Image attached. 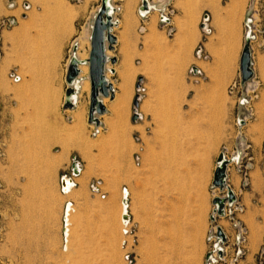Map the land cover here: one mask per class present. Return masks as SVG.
Masks as SVG:
<instances>
[{"label":"rangeland","instance_id":"1","mask_svg":"<svg viewBox=\"0 0 264 264\" xmlns=\"http://www.w3.org/2000/svg\"><path fill=\"white\" fill-rule=\"evenodd\" d=\"M149 1L142 13L143 0H113L115 91L97 124L91 91L72 107L65 94L102 0H0V264H264V0ZM74 155L83 171L66 195ZM220 157L232 202L214 184Z\"/></svg>","mask_w":264,"mask_h":264},{"label":"water","instance_id":"2","mask_svg":"<svg viewBox=\"0 0 264 264\" xmlns=\"http://www.w3.org/2000/svg\"><path fill=\"white\" fill-rule=\"evenodd\" d=\"M144 7L148 5L147 1L143 3ZM106 10L101 8L99 10L98 17L94 23L93 32L91 36V50L89 55V76L92 81V89H91V108H90V121H94L96 123L99 122V119H94V112L97 110L98 113L104 112V104L102 102L97 103V95L99 92H102L104 95H111V90H113V86L107 81L105 78V65L108 60L106 55V38L105 33L110 28L111 23L106 22L104 23L102 16L105 14ZM107 41L109 45L113 46V43L116 41V36L111 34V32L107 33ZM194 70L197 71V67H194ZM241 72H242V80L246 81L249 80L253 74L254 70L252 69V55L250 52L249 45L246 44L245 48L242 52L241 56ZM80 73L77 64L72 63L71 67L67 74V80L73 81ZM112 92V93H113ZM135 104L138 105V99L135 100ZM68 106H70L68 104ZM71 105L70 107H72ZM138 115H135V119ZM225 172L221 168H217L216 170V178L214 180V184L219 186L223 185L224 183V175ZM218 199L214 200V203H217ZM222 210V208H221ZM218 235L223 237V230L221 228L218 229Z\"/></svg>","mask_w":264,"mask_h":264},{"label":"bare ground","instance_id":"3","mask_svg":"<svg viewBox=\"0 0 264 264\" xmlns=\"http://www.w3.org/2000/svg\"><path fill=\"white\" fill-rule=\"evenodd\" d=\"M130 1H132V0H130ZM144 1H147L148 2V5L146 7H144V5L142 6V8H141L142 13H150L153 9L156 8L155 5H153L151 3V1H149V0H144ZM101 8H104L106 10L105 14L103 15V21H104V23H106V22L111 23L110 28L105 33V38H106V41H105V44H106V55H107L108 60H107L106 65H105V73H104L105 78L107 79V81H108V83L110 85V84H112V82L109 79L108 71L109 70L110 71H113V70L110 69V66L108 65V63L110 62V60H111L112 57H111V54L109 52L110 51V49H109V47H110L109 46V43H107L108 42L107 41V33L108 32H111V34H114V28L117 25V20L115 19V13H116L117 8L115 7V5L113 3V0H102L100 9ZM156 10H159V9H156ZM247 41L248 42L250 41V36L247 37ZM87 43L90 46V40H88ZM81 47H82V45L80 46V50H81ZM77 50H78V48H75V54L72 57L71 62H70V66H69V69H70L71 64L72 63H75V64H77L78 69L80 70L79 75L73 81H71V82L68 81V84L69 85H72V87H70L67 90V92H66V101L65 102H67L70 106L71 105H78L79 95L81 97L82 94H83V92L85 90L91 91V86H92V81H91V78L89 76V62H88L89 55H90L89 54V50H88V53H86L87 54L86 56H82L80 54V51H79L78 52V55L80 56V58L76 54V51ZM80 75H81V77H80ZM83 80H84V82H82ZM114 91H115V89H114ZM112 92L113 91L111 90V93ZM109 97H110V95H104V98L103 99H101L100 97H98L97 98V103L98 102L99 103L102 102L103 104H105V102H106L105 100L108 99ZM95 112H97V110H95ZM78 115H77V117L79 118L80 116H78ZM94 119H98V116L95 115L94 116ZM93 123H95V120L93 121ZM219 161L220 162L218 164V168H221L225 172L224 183H223V185H219V187L222 188L224 186H227V188L229 190V194H228L229 201L232 202L233 201L232 197H233L234 192H233V190L227 184V167H228V161L229 160H227L225 157H223V158L220 157L219 158ZM223 203H224V201L222 199H219V201L217 203H215V204L218 205V212L220 214H222L221 211L223 209L221 210V208H223ZM123 204H124V206L128 207V199L127 198L124 199ZM70 208H71V205L70 204H67L66 205L65 212H64V214L67 216V221H68V225L66 226V228L63 227L64 228V235H66V236H70L69 235V227H70L69 225L71 224V222H70V217L68 216V213L71 214V212H69ZM66 212H68V213H66ZM128 214L129 213H128L127 210L124 211V213H123V218H124L123 223H125V221L128 220V218H129V215ZM219 238H224V232H223V237L222 236H219ZM68 245H69L68 243L65 245L66 246L65 247L66 250L68 248Z\"/></svg>","mask_w":264,"mask_h":264},{"label":"built area","instance_id":"4","mask_svg":"<svg viewBox=\"0 0 264 264\" xmlns=\"http://www.w3.org/2000/svg\"><path fill=\"white\" fill-rule=\"evenodd\" d=\"M142 3H144V0ZM200 25L205 34H209L212 32L211 16L208 12L203 14L201 21H200ZM201 54H202V48L199 47L197 49V55L201 56ZM195 72H200V70L197 68V71ZM10 76L16 82L21 80V76L15 71H11ZM113 90H114V87H113ZM136 114L140 117L139 113H136ZM82 171H83V163L76 155H74L71 160L69 172L65 173L60 178V190L63 194H66V195L69 194L77 186L76 179L80 176ZM91 191L93 194L100 195L102 198H105L107 194L104 191V186L102 185L101 180L99 179H96V181H93L91 183ZM73 203L74 202L72 200H68L66 202V204L71 205L69 212H72L73 210ZM70 215L71 214L68 213L69 217ZM63 221H64V227L66 228V226L68 225V221H67V216L64 213H63ZM123 226H124V229H123L124 234H128L131 229L130 215H129L128 220L125 221V223H123ZM126 256L129 259V255L126 254Z\"/></svg>","mask_w":264,"mask_h":264},{"label":"crops","instance_id":"5","mask_svg":"<svg viewBox=\"0 0 264 264\" xmlns=\"http://www.w3.org/2000/svg\"><path fill=\"white\" fill-rule=\"evenodd\" d=\"M99 9H100V6H99V8H98V11H99ZM116 14V13H115ZM115 29V28H114ZM90 37H91V33L89 34V40H90ZM83 38V37H82ZM81 38V39H82ZM81 39L79 40V42H77V41H74L73 42V47H72V50H73V52H72V54L70 55V57L68 58V61H67V68L69 69V66H70V62H71V59H72V57L74 56V54H75V48H78V50L76 51V54H77V56L80 58V56L78 55V52H79V50H80V42H81ZM90 48H91V44H90ZM89 54H90V51H89ZM87 59V58H86ZM80 77H81V75H80ZM82 82H84V80L82 81ZM65 101H66V94H65ZM79 101H80V95H79ZM72 192V191H71ZM66 205L67 204H65L64 205V211H65V209H66Z\"/></svg>","mask_w":264,"mask_h":264}]
</instances>
